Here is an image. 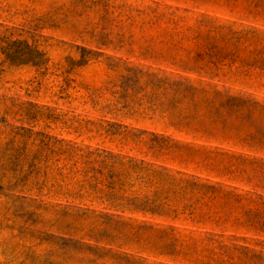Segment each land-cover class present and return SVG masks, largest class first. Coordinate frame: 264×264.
Here are the masks:
<instances>
[{
  "label": "rangeland",
  "instance_id": "rangeland-1",
  "mask_svg": "<svg viewBox=\"0 0 264 264\" xmlns=\"http://www.w3.org/2000/svg\"><path fill=\"white\" fill-rule=\"evenodd\" d=\"M0 264H264V0H0Z\"/></svg>",
  "mask_w": 264,
  "mask_h": 264
},
{
  "label": "trees",
  "instance_id": "trees-1",
  "mask_svg": "<svg viewBox=\"0 0 264 264\" xmlns=\"http://www.w3.org/2000/svg\"><path fill=\"white\" fill-rule=\"evenodd\" d=\"M35 51V57L34 59H36V61H33V59H30L29 55H26L25 53H6V59L12 61V62H17V63H28V62H33L34 64H38L39 62H41V59L43 58L44 54L40 51H38L37 49L34 50ZM230 100H234V101H240V98H230ZM132 162V160L130 158L127 159V163ZM164 168V167H163ZM111 187L113 188V185H111ZM157 197L152 198L149 197L148 195H145L143 198V202L140 204H135L134 206L139 207L143 210H150V211H157L160 210L161 207L165 204V203H156Z\"/></svg>",
  "mask_w": 264,
  "mask_h": 264
}]
</instances>
